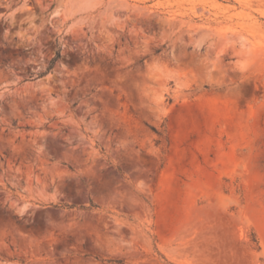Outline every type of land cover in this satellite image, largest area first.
Masks as SVG:
<instances>
[{"label": "rangeland", "instance_id": "rangeland-1", "mask_svg": "<svg viewBox=\"0 0 264 264\" xmlns=\"http://www.w3.org/2000/svg\"><path fill=\"white\" fill-rule=\"evenodd\" d=\"M0 264H264V0H0Z\"/></svg>", "mask_w": 264, "mask_h": 264}, {"label": "trees", "instance_id": "trees-1", "mask_svg": "<svg viewBox=\"0 0 264 264\" xmlns=\"http://www.w3.org/2000/svg\"><path fill=\"white\" fill-rule=\"evenodd\" d=\"M57 50H56V54L55 56L51 59L48 69L47 70H51L53 68V66L55 65L56 61L61 57V49L58 46V44H56ZM86 208V207H85ZM13 219H17V216H12Z\"/></svg>", "mask_w": 264, "mask_h": 264}]
</instances>
